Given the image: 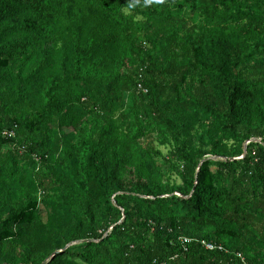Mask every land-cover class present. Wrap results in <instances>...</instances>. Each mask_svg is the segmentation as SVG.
<instances>
[{
	"label": "trees",
	"instance_id": "1",
	"mask_svg": "<svg viewBox=\"0 0 264 264\" xmlns=\"http://www.w3.org/2000/svg\"><path fill=\"white\" fill-rule=\"evenodd\" d=\"M52 122L75 142L43 149ZM12 144L28 161L0 155V208L35 226L43 204L67 248L22 256L4 228L0 264H264V0H0Z\"/></svg>",
	"mask_w": 264,
	"mask_h": 264
},
{
	"label": "rangeland",
	"instance_id": "2",
	"mask_svg": "<svg viewBox=\"0 0 264 264\" xmlns=\"http://www.w3.org/2000/svg\"><path fill=\"white\" fill-rule=\"evenodd\" d=\"M26 55L24 57H20V58H16V57H11V63H10V70H11V77L15 80L17 79L19 73H20V65L23 64L24 60L26 59ZM13 62V63H12ZM60 60L54 59L52 62V66L54 70H57V65L59 66L60 64ZM35 62L33 61L31 63V65L27 66V70H23L25 71L24 74H26L28 72V69L33 68V66ZM62 64V63H61ZM64 69V66L62 65V67ZM67 72L69 73H74L73 68H67L66 69ZM30 93V92H29ZM44 93H42V95L40 94V96H31L28 98H23L19 103L16 104V107L13 108V110L15 112H17L18 114H22V110H27L28 113L36 110L38 112H41L44 109L45 106V100H44ZM115 120H117L118 123H120L119 119H118V114L115 116ZM39 125H43L42 123H40ZM43 127H41L42 129ZM49 128H51V132H50V139H47V132L46 131H40V128L38 129V132L40 134V137L42 139V143H43V149H47V150H51L56 146V139L59 138V136H63V134H66L67 138L66 140L69 141H73L75 142L76 140V135H74V133H72V131L69 130H65V133L59 132L58 129L56 128L55 123H51L49 125ZM44 130V129H42ZM37 132V134H38ZM38 134V135H39ZM254 141H260V139H253ZM156 148H159L162 153L164 155H166L167 153V148L165 147H160L157 144H154ZM18 146L16 145H5L4 147L1 148L0 150V155L3 157L8 156L9 154H11L12 152H15L18 155V159L19 162H27L28 158L26 156H22L20 154L19 149L17 148ZM62 154V153H61ZM208 158H210V156H207ZM20 162V163H21ZM53 162V167L56 168L57 165ZM30 172V171H29ZM44 172V171H43ZM171 179V182L173 184H176L177 186L181 185L180 180L173 174L168 175ZM4 187V186H3ZM27 188L29 189V187L27 186ZM8 191V189H6ZM4 194L0 192V196H3ZM1 198V197H0ZM38 216H37V222L35 226H16L10 222L7 221V216H8V208L4 207V208H0V230H3L4 228L6 230L9 231V234L11 235V237H14L15 240L17 239V244H18V254H21L22 256L27 255V252H29L30 254H32L33 256L36 255H40L42 253V251H44L46 254L48 253V256L45 257L42 254V257H44V261H49L51 259V257H53L56 253V255L59 254H63V252L65 251V249L67 248V246L61 247V248H53V246L51 247L50 245V240L48 238H46L47 233L49 232L47 226L48 225V216L50 215V212L47 211V209L45 208V206L43 204L40 205V209L38 212ZM206 233L210 232L209 230L205 231ZM31 255V256H32ZM2 257V256H1ZM68 260H70L69 262H76L77 264H83V261L81 260V258L79 257H71L68 256L67 257Z\"/></svg>",
	"mask_w": 264,
	"mask_h": 264
},
{
	"label": "built area",
	"instance_id": "3",
	"mask_svg": "<svg viewBox=\"0 0 264 264\" xmlns=\"http://www.w3.org/2000/svg\"><path fill=\"white\" fill-rule=\"evenodd\" d=\"M3 137H13L15 136V132L14 131H8V130H3V132L1 133ZM184 242H188V240H184ZM202 245H204V247L207 250H221V247L217 246L216 244L213 243H206V242H202Z\"/></svg>",
	"mask_w": 264,
	"mask_h": 264
},
{
	"label": "water",
	"instance_id": "4",
	"mask_svg": "<svg viewBox=\"0 0 264 264\" xmlns=\"http://www.w3.org/2000/svg\"><path fill=\"white\" fill-rule=\"evenodd\" d=\"M243 157H244V156H243ZM243 157H242V158H243ZM56 254H58V253H56ZM56 254H55V255H56Z\"/></svg>",
	"mask_w": 264,
	"mask_h": 264
}]
</instances>
